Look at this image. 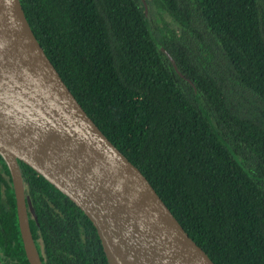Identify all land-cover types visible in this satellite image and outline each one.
<instances>
[{"label": "trees", "instance_id": "obj_1", "mask_svg": "<svg viewBox=\"0 0 264 264\" xmlns=\"http://www.w3.org/2000/svg\"><path fill=\"white\" fill-rule=\"evenodd\" d=\"M20 3L76 101L212 262L264 264V0ZM18 165L42 264H108L83 212ZM0 264H28L1 157Z\"/></svg>", "mask_w": 264, "mask_h": 264}, {"label": "water", "instance_id": "obj_2", "mask_svg": "<svg viewBox=\"0 0 264 264\" xmlns=\"http://www.w3.org/2000/svg\"><path fill=\"white\" fill-rule=\"evenodd\" d=\"M0 157L11 178L28 264L42 262L18 162L83 212L108 264H214L76 101L34 36L20 0H0Z\"/></svg>", "mask_w": 264, "mask_h": 264}]
</instances>
